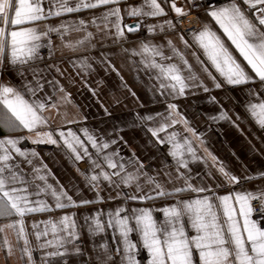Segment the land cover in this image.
<instances>
[{
	"label": "snow or ice",
	"instance_id": "1",
	"mask_svg": "<svg viewBox=\"0 0 264 264\" xmlns=\"http://www.w3.org/2000/svg\"><path fill=\"white\" fill-rule=\"evenodd\" d=\"M94 9L103 11L62 18ZM200 9L198 27H180ZM138 31L143 34L131 41L129 34ZM71 33L81 35L71 39ZM54 37L74 54L68 63L97 99L103 117L94 126L79 112L62 114L71 127L52 125L71 97L57 77L75 82L56 59ZM9 73L18 83L2 79ZM103 88L109 89L108 103L98 95ZM201 93L211 112L178 103L204 99ZM125 101L141 109L128 114L131 120L114 114ZM241 112L259 126L261 136L251 133L259 148L247 139ZM201 116L207 131L227 123L248 152L264 156V0H183L180 6L177 0H141L123 8L121 0H0V217H17L0 232L16 231L24 264H37L36 250L39 264H69L70 258L71 264H264V186L246 187L264 179V171L243 165L239 173L230 170L206 146ZM128 128L150 133L149 144L168 146L172 164L162 160L159 168L146 169L123 135ZM25 141L32 146H22ZM41 145L67 153L81 184H61L37 150ZM81 161L84 169L77 166ZM198 162L206 170L195 171ZM155 200L172 202L156 209ZM112 201L117 203L89 207ZM64 209L79 214L62 211L55 219L31 221L33 247L26 218ZM83 232L92 238L88 247ZM2 243L10 257L7 236Z\"/></svg>",
	"mask_w": 264,
	"mask_h": 264
},
{
	"label": "crops",
	"instance_id": "2",
	"mask_svg": "<svg viewBox=\"0 0 264 264\" xmlns=\"http://www.w3.org/2000/svg\"><path fill=\"white\" fill-rule=\"evenodd\" d=\"M47 3V0H45ZM141 0H121V7L123 8L125 3L130 4H139ZM183 3V0H177L178 6H180ZM103 11V9H94L89 11H82L80 13L71 14V16H65L62 18H73L75 19L77 16L80 17H88L91 12H96L97 14ZM203 9H200L195 12L193 16H190L186 18L185 22H183L185 25L189 24H195L194 28L199 26V17L202 15ZM170 17H174V12H169ZM192 19V20H191ZM197 20V21H196ZM191 21V22H190ZM132 21L129 19H125V23H131ZM188 22V23H187ZM183 24V25H184ZM181 27V26H180ZM143 33L138 31L135 34H129V39L131 41H136L138 36H141ZM81 35V33H71L69 38L75 39ZM170 35L173 36L175 39V34L170 33ZM187 38V37H186ZM177 43L178 40H177ZM191 43V41H190ZM60 41L58 38L54 37V45H57L55 56L57 60H61V67L67 70V73L72 74V77L74 79V83L66 78L57 77L60 82L64 85L67 92L71 93L70 101L65 104L60 105V111L59 113H56L54 115V119L52 121L53 126H61V127H71L72 125H65L62 122V114L67 113L69 118L76 115L78 112L83 114L89 115V121L94 126L102 117L103 113L99 109V105L97 103L96 97H93L91 92L89 91V88L86 87L81 81L80 78L75 76L74 69L71 67V65L68 63V57L73 56L74 54L69 51L67 48L59 47ZM182 47V46H181ZM42 54L46 56L47 49H42ZM125 57L119 58L118 65L120 61L125 60ZM201 59H204L203 56H201ZM52 62V61H47ZM215 74V73H214ZM125 79L129 80V83H131V77L128 72L124 73ZM4 81L11 82L13 84L18 83V78L15 77L13 74L9 73L5 75L2 78ZM89 84H91L92 87H95V83L93 78H89ZM255 86V85H251ZM140 85H137V88H140ZM63 93H58V95H62ZM138 95H141V92L138 91ZM234 94V93H230ZM98 95L100 96L101 101L108 103L110 102V92L108 88H103L98 92ZM212 95H216L219 98L220 90H214L212 92ZM200 96L205 97L204 99H201L199 97H190L187 99L181 98L178 103H180L182 109L186 105H190V111H194L196 113L200 112H211L212 105L207 103L206 101V94L201 93ZM127 106L124 107V105H121L119 108H117L114 112L115 115H121L129 120L132 119L131 116H129V113L132 112H140L141 109L137 108L133 103L130 101L124 102ZM148 107H158L156 105L148 104ZM110 110H112L110 108ZM240 111L239 109H237ZM242 116L245 117L246 123L242 124L241 127L245 128V135L247 136L248 140H251L253 144L257 146V148L260 147L259 142L254 139L253 135L251 133H255L256 136H261V132L259 130V126L256 124L255 119L250 115V113L247 112H241ZM87 123V122H86ZM199 126L201 128H204L207 135L206 140L207 144L206 146L209 147V150L212 151L216 156L219 157L220 160L224 161L228 166L230 170H233L234 172H241L243 171V166H246L249 172L254 173L257 169H260L261 171H264V156L261 155H254L247 151V146L245 145L243 139L239 136V133L236 132L234 128H232L230 125L224 122H220L218 124H213L211 126V131H207V127L209 126L206 122V117L201 116L199 120L197 121ZM250 129V132L248 131ZM178 131L183 132L182 128H178ZM5 132L3 130H0V136H3ZM125 139H130V143L132 144V147L135 149L136 154L140 156L142 160L145 161L146 169L150 168H159L160 162L162 160H166L167 163L172 164L171 157L166 155V150L168 146H159L153 144H149L148 141L150 139H153L151 137L150 133H145V131H141L138 128H128L125 129V132L123 133ZM162 135V134H161ZM22 146H28L31 147L32 145L25 141L22 142ZM42 149V151H41ZM40 151L41 157H43L44 162L48 164V167L52 170V172L55 174V178L59 180V182L67 188L69 185V182L72 184H81L82 178L79 176V174L76 172L75 167H73L72 161L69 160L68 154L60 151L57 149L56 146L53 145H41L37 149ZM122 154H128V149L123 147L121 145ZM235 152L237 156H239V160L236 159L235 156L232 155V153ZM154 158V159H152ZM151 160V163L149 161ZM78 167L81 169H84L86 167L85 163L83 161L78 162ZM209 166H211V162L209 161ZM195 171H201L203 172L206 170L204 168L203 162H198L194 166ZM50 182H53L50 180ZM259 186H264V179H254L251 181H248L246 184V187L250 190H254L255 188ZM85 195L88 198H91L92 193L86 192ZM43 196V194H42ZM45 199H48L49 202H51L50 197H43ZM171 203V200L164 201V200H155L151 202V206L155 207L156 209H160L165 203ZM117 203V201L109 202L108 204H102V205H91L90 208H106L109 206H114ZM62 211H77L79 214V210L77 209H64L60 211H55L51 213H37L33 214L26 218V227L30 233L29 240L33 247L36 246L37 241L33 235H31L32 229H31V221L32 220H44L47 219L49 216L53 217V219L57 218ZM154 216L157 220L162 218V213L160 211H156L154 213ZM17 217L14 215L7 216V217H0V225H6L10 223L12 220H15ZM79 223H83L82 220L78 221ZM83 231V230H82ZM7 236L8 241L12 245V255L6 256V250L3 246V239ZM91 237L88 236L86 232H83V235L81 236V240L83 241L85 247H88ZM97 243L101 242V237L97 236L95 237ZM132 239L136 240L137 236L134 233L132 235ZM109 244H111V237H108ZM22 244V241L18 240L16 231L13 228H4L2 232H0V264H24V260L21 258V252H20V246ZM35 259L37 260V264H39L40 260V252L39 250H36L34 252ZM144 256L143 251L141 252V257ZM69 264H71V258L69 260Z\"/></svg>",
	"mask_w": 264,
	"mask_h": 264
},
{
	"label": "built area",
	"instance_id": "3",
	"mask_svg": "<svg viewBox=\"0 0 264 264\" xmlns=\"http://www.w3.org/2000/svg\"><path fill=\"white\" fill-rule=\"evenodd\" d=\"M186 18H188V17H186ZM186 18H184L183 20H182V22H181V24H180V26H181V28H183V29H185V30H187V29H189V28H194V26H195V24H189V25H185L183 22L186 20ZM184 24V25H183Z\"/></svg>",
	"mask_w": 264,
	"mask_h": 264
},
{
	"label": "bare ground",
	"instance_id": "4",
	"mask_svg": "<svg viewBox=\"0 0 264 264\" xmlns=\"http://www.w3.org/2000/svg\"><path fill=\"white\" fill-rule=\"evenodd\" d=\"M192 20V19H191ZM197 21V20H196ZM185 22V21H184ZM191 22V21H190ZM188 23V22H187Z\"/></svg>",
	"mask_w": 264,
	"mask_h": 264
}]
</instances>
